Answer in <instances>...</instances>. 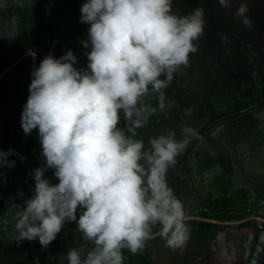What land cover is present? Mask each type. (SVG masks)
<instances>
[{
	"label": "clouds",
	"instance_id": "obj_1",
	"mask_svg": "<svg viewBox=\"0 0 264 264\" xmlns=\"http://www.w3.org/2000/svg\"><path fill=\"white\" fill-rule=\"evenodd\" d=\"M79 11L89 25L81 41L86 68L75 67L77 56L68 50L59 58L46 55L30 74L20 126L26 135L37 130L44 164L32 170L33 193L18 213L16 242L48 247L75 222L92 247L69 249L67 264H124L123 250H142L154 226L168 247L181 248L190 228L167 174L198 132L182 125L181 138L169 130L146 147L136 131L157 109L173 107L165 90L198 51L204 10L179 15L173 0H85ZM247 13L246 3L236 9L250 28ZM151 94L155 107L145 102ZM12 155L18 154L0 151V168L15 166ZM48 169L58 183L45 178Z\"/></svg>",
	"mask_w": 264,
	"mask_h": 264
},
{
	"label": "crops",
	"instance_id": "obj_2",
	"mask_svg": "<svg viewBox=\"0 0 264 264\" xmlns=\"http://www.w3.org/2000/svg\"><path fill=\"white\" fill-rule=\"evenodd\" d=\"M58 2L60 1L0 0V64L8 63L14 57L18 44L28 46L23 53L28 50L37 54L35 67L38 64V52L46 44H50L48 55L52 52L51 55L56 57L54 51L57 44L61 45L65 54L68 41L61 32L64 28H69L70 20L65 22L64 7L60 6L62 2L59 5ZM46 23L52 24V29L47 28L45 33L30 28L31 24H35L34 26L44 30ZM57 30L60 32H56ZM31 61L32 67V56ZM28 85L24 88L28 89ZM17 94L15 97L19 100L22 96L26 99L29 93L25 91L22 94L19 91ZM191 141L190 148L186 147L189 150L185 159L176 162L177 165L181 164L180 169L175 168V176L169 182V186H173L170 187L184 204L186 223L190 228L189 239L181 248H169L163 257L167 259L169 252L173 251V264H264V228L257 226V222L264 225V219L256 216L258 213L264 216V161H259L258 170H255V163L250 165L246 159L241 160V166L246 168V172L239 175L238 179L235 166L228 164L233 159L231 150L217 151L214 144L201 142L203 146H197L199 140L193 138ZM260 149L254 147L249 155L264 152V149ZM217 155L225 158L223 162L215 163L210 170L208 166L204 173L195 171L194 161L204 157L207 162L208 157L215 159ZM215 203L223 204V207L217 208ZM193 215L210 218L212 221L194 219ZM224 215L225 218H222ZM190 221L194 222L189 223ZM198 222H206L210 226L200 227ZM160 237L162 236L155 238L157 240ZM164 246H157L159 254ZM152 257L154 264L153 253Z\"/></svg>",
	"mask_w": 264,
	"mask_h": 264
},
{
	"label": "trees",
	"instance_id": "obj_3",
	"mask_svg": "<svg viewBox=\"0 0 264 264\" xmlns=\"http://www.w3.org/2000/svg\"><path fill=\"white\" fill-rule=\"evenodd\" d=\"M65 2L66 3L63 4L64 16L66 17L65 22L72 17H74V19H79V13L73 10L67 1ZM230 3L231 6L229 8L222 7L218 3V0H174L173 3V5H176L179 15H188L196 8H203L204 10L205 26L202 36L196 42L198 51L190 55L192 68L196 66L197 73L199 74L201 71L200 68H204V63L209 62L211 65L210 76L219 81L223 78L225 84L228 85L230 89L236 90V93L230 95L232 98L227 101L223 109L217 108L215 104L209 100V103L206 105V118L199 128V132L214 120L227 114H231L232 116L231 119L226 120L227 122L239 120H250L253 122V120L250 119L251 116H253V112H246L239 116H236L234 113L246 109L264 96V0H230ZM241 3H246L248 5L247 16L252 21V26L250 28L246 27L241 22V18L236 15V9ZM58 31L59 30L56 32ZM61 34L66 38V41H68V49L72 50L74 55L77 56V62L82 61L87 64L88 61L85 53L88 50L84 49L81 44L82 40L87 39V30L84 29L81 32L70 20L69 28H64ZM222 35L226 36V40L221 39ZM27 48L28 46L25 44L16 45V49L19 50L20 54H23L24 50ZM49 48L50 44H46L44 48L38 52V64L48 55ZM62 55H64L62 47L60 44H57L55 47V56L59 58ZM17 58L18 56L11 57L8 63L3 65L0 64V72L8 64L15 62ZM31 62V56H25L0 80V101H5L8 105H12L14 101L17 100L15 97L16 94L19 91L23 94L24 87L31 82ZM184 72L185 69L181 67L178 71V76H181ZM183 101H180V103H182L181 108L187 107ZM146 103H150L155 107L157 105L155 94H151L147 97ZM161 112L162 111L157 109V112L149 118L148 123L144 127L137 129L139 131H145V133L137 132V139H142L144 134L149 133L151 130L160 131V129H164L160 123L159 116ZM221 122L223 121L217 124ZM20 133L23 134V132ZM20 133L17 135L20 136ZM198 136L199 133L194 139ZM188 150L189 148L185 149L180 159H185ZM43 164L44 161H29L28 159H24L23 164L15 165L13 169H8V171L14 174V177L18 180L23 190L31 189L33 191L34 181L31 177L32 170L43 166ZM1 170L3 171L2 174L7 176L6 169L2 168ZM53 173V169H48L45 172V178L49 179L50 183L55 184L58 183V180ZM51 178H53V180H51ZM22 203L25 202L23 201ZM215 206L217 208H222L223 204L215 203ZM222 218H225V215L222 216ZM193 222L194 221H190L189 223ZM8 224L6 217L3 216V219L0 220V228L6 227ZM198 225L200 227L210 226V224L206 222H198ZM158 230L159 227L154 226L152 228V234ZM76 232L77 228L75 222H68L57 235V238L50 243V247H42L38 241L34 240L37 242V245H40L38 249L35 248L36 245H31V241L30 243H26L27 240H24L17 243L14 239L11 245L6 244L13 250V259L10 261L0 259V264H31L25 263V261L28 262L27 256L24 257L23 255L25 247L27 248L26 244H30L31 247H33L31 248L33 252L30 257L35 258L38 253H40L42 255L41 257L45 258L46 264H49L47 257L54 260L53 264H67L66 254L69 249L82 245L89 249L92 247L90 242L84 241L83 243V241H78ZM154 240H156V238L149 239L145 243L144 248L135 254L124 249V264H152V253L147 250V248L150 247ZM3 246L5 245L3 244ZM21 255L22 259H20Z\"/></svg>",
	"mask_w": 264,
	"mask_h": 264
},
{
	"label": "rangeland",
	"instance_id": "obj_4",
	"mask_svg": "<svg viewBox=\"0 0 264 264\" xmlns=\"http://www.w3.org/2000/svg\"><path fill=\"white\" fill-rule=\"evenodd\" d=\"M59 1L60 2H58V5L62 2L60 6L65 4V1H67L70 7L79 13V19H74V17H72L70 18V20L76 25L77 28H79L81 32L84 29L87 30L89 25L80 22L79 11L80 6L85 2V0ZM173 12L178 14L176 5H173ZM50 23H46L48 27L47 25H44L46 26L44 30L39 26H34L35 24H31L30 28L35 30L36 32L41 31L45 33V30L47 28L52 29V24ZM43 41L47 40L43 39ZM38 44L41 45L40 42H38ZM20 55L21 54L19 50L16 49V51L14 52V57L18 56L19 58L21 57ZM190 59L191 58H189V67L187 69L183 67L185 69L184 74H182L181 76H178V73L175 74L171 85L165 90L166 96L173 103V107L167 111L161 112V115L159 116L160 123L162 124L164 129H160V131L151 130L149 133L144 134L142 140L144 141L146 147L148 146V140L150 137L157 136L162 133H167V131L169 130H175L177 133V138H181L182 125H188L196 129V124L200 120L201 111L203 110L204 112V106L209 103V100L212 101L217 108L219 107V109H223V107L226 106L227 101L232 98L230 97V95L236 93V90L234 91L233 89H230L229 86L225 84L223 78L219 81L213 79L212 76H210L211 65L209 64V62L204 63V68H200L201 71L198 74L197 67L195 66L194 68H192V62L190 61ZM79 63L86 64L80 61L77 62L74 66L77 67V64ZM25 91H28V89L24 88L23 92ZM26 100L27 98L25 99L22 96L21 98H19V100H15L12 105H8L5 101H0V151H8L9 149L15 150L18 155H12L9 157V159L14 160L16 166L23 164L24 159H28L29 161H44V158L41 155L42 148L38 139L37 130L34 129L30 135H26L22 131V128L20 126V115L23 110V105L26 103ZM146 100L147 97L145 98V102ZM181 100H184L183 102H185L187 107L181 108ZM188 109H191L190 115H186V110ZM261 114H264V109L256 112L253 116H251L250 119H252L253 122H251L250 120H239L233 122L223 121L220 124H215V127L211 130L210 135L204 137V139L206 138L205 140H201L200 138L198 139L199 141L197 140L199 142L197 146H203L201 142L206 144L208 141V144L216 145L217 151L219 149L231 150L233 159L228 164H230L231 167L235 166L234 170L238 179L246 172V168L241 166V160L243 159H246V162L250 165L252 163H255L254 169L258 170V164H260L259 161H264V152L254 153L252 154V156L249 154L254 147H258L259 149L260 147H263L260 149V151L264 149V115ZM20 132H23V134H21ZM137 132L145 133V131L139 130H137ZM18 133H20L21 135L18 136ZM191 143L192 141L190 140L187 147L190 148ZM181 155L177 157V163ZM20 156H23L24 159L21 160L19 158ZM224 157L228 158V156ZM224 159L225 158L220 155H217L215 159L208 157L207 162L205 161V165L203 166L200 160L194 161L195 171L200 172L202 171V169L204 170L208 166L210 170L213 168L212 166L215 165V163L219 161L223 162ZM177 163H175V165L172 166L168 171V184L171 180H173L172 176H175V168L177 170L180 169L179 165L181 166V164L177 165ZM4 169H6L7 171V176L0 175V220L3 219L4 216L6 217L9 224L6 227L0 228V259L10 261L13 259V250L6 244L11 245L14 239L16 240L18 233L16 232L15 224L17 222L18 213L21 212L22 208L24 207V203L22 202H25V200L30 198L33 191H29L28 189L21 190L18 180L8 171L9 168L4 167ZM0 173H3V171L1 170ZM182 177V180L184 181V174H182ZM51 180H53V178H51ZM19 192H22L23 196L18 195ZM76 237L78 241H83L84 243V240H82L81 233L78 231V229L76 232ZM197 238H200V236H198ZM26 243H30V241H27ZM31 243L32 246L36 245V249L40 247V245H37V242L34 240L31 241ZM3 244L5 246H3ZM160 244L161 246H165L161 249L159 254L156 248ZM26 245L27 248L25 247L23 255L24 257L27 256L28 262L24 260L25 263L46 264L45 258H42V255L40 253H38L35 258L30 257L31 253L33 252L31 248L33 247H31L30 244ZM50 246L51 245H49L48 247ZM169 248L170 247L166 245L164 238L160 237L159 239L153 241L150 247L147 248V250L153 253L155 259L154 264H173L175 263L173 251H170L171 253L169 252L167 259L163 257L166 255ZM163 258L166 261H164ZM179 258L180 256H178V259ZM20 259H22V255ZM47 259L49 264H53L54 260L52 258L47 257Z\"/></svg>",
	"mask_w": 264,
	"mask_h": 264
},
{
	"label": "flooded vegetation",
	"instance_id": "obj_5",
	"mask_svg": "<svg viewBox=\"0 0 264 264\" xmlns=\"http://www.w3.org/2000/svg\"><path fill=\"white\" fill-rule=\"evenodd\" d=\"M254 91V90H253ZM252 105V104H251ZM262 109H264V96L263 97H261L260 99H258L256 102H254L253 103V108L250 110V111H248V112H253V115L256 113V112H258V111H260V110H262ZM206 114H207V111H206V106H204V112H203V110L201 111V116H200V120H199V122L196 124V130H198V133H199V138L201 139V140H205L204 139V137H207V136H209L210 135V132H211V130L215 127V124H217V122L219 123L220 121H226V120H229V119H231L232 118V116H231V114H227V115H225L224 117V119H221L220 120V118H218V120L216 121V120H214V121H216L215 123H210V124H208L204 129H202L200 132H199V128L202 126V124H203V122H204V120H205V118H206ZM229 116V117H228ZM223 117V116H222ZM210 130V131H209ZM205 131V132H204ZM198 138V137H197ZM198 138V139H199ZM198 139H195L196 141L198 140ZM191 140H193V138L191 139ZM196 143V142H195ZM207 143H208V141H207ZM197 160H200L201 162H202V166L203 165H205V159H204V157H202L201 159H197ZM10 170L11 169H13V167L12 168H9ZM0 171H1V169H0ZM207 171V167L203 170L202 169V171H200L201 173L203 172H206ZM198 173H200L199 171H197ZM11 173V172H10ZM12 175H14L13 173H11ZM0 175H3L2 173H0ZM21 187V186H20ZM21 190H22V188H21ZM30 191H32L31 189H29ZM152 264H153V261H152Z\"/></svg>",
	"mask_w": 264,
	"mask_h": 264
},
{
	"label": "water",
	"instance_id": "obj_6",
	"mask_svg": "<svg viewBox=\"0 0 264 264\" xmlns=\"http://www.w3.org/2000/svg\"><path fill=\"white\" fill-rule=\"evenodd\" d=\"M68 50H67V48H65V53L67 52ZM30 52V51H29ZM28 50H27V52H25V53H23V55L21 56V57H19L15 62H13V63H11V64H9L8 66H6L1 72H0V80L6 75V73L8 72V71H10L17 63H19L25 56H28ZM36 58H37V54L35 55V57L33 58V64H32V67H33V69L35 68V66H36ZM253 108V104L252 105H250V106H248L246 109H242V110H240V111H238V112H236V113H234L235 115H240V114H244V113H246V112H248V111H250L251 109ZM225 117L223 116V117H221L220 118V120L221 119H224ZM217 121V120H216ZM216 121H214L213 123H215ZM212 123V124H213ZM211 125V124H210ZM256 216L257 217H260V218H262V219H264V216H261V214H256ZM192 218H196V219H199V220H204V221H212V219H210V218H205V217H201V216H196V215H193L192 216ZM160 235V231L158 230V231H156V232H154L153 234H152V237L151 238H155V237H157V236H159Z\"/></svg>",
	"mask_w": 264,
	"mask_h": 264
},
{
	"label": "built area",
	"instance_id": "obj_7",
	"mask_svg": "<svg viewBox=\"0 0 264 264\" xmlns=\"http://www.w3.org/2000/svg\"><path fill=\"white\" fill-rule=\"evenodd\" d=\"M86 64H83V63H79V64H77V68L78 69H82V68H86ZM257 226H258V228H260V229H262V228H264V225H263V223L262 222H257Z\"/></svg>",
	"mask_w": 264,
	"mask_h": 264
}]
</instances>
